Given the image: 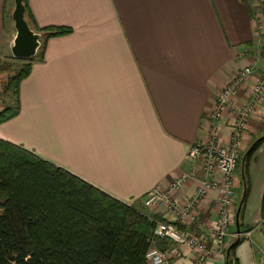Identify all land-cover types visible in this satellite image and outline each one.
Returning a JSON list of instances; mask_svg holds the SVG:
<instances>
[{
	"label": "crops",
	"instance_id": "obj_1",
	"mask_svg": "<svg viewBox=\"0 0 264 264\" xmlns=\"http://www.w3.org/2000/svg\"><path fill=\"white\" fill-rule=\"evenodd\" d=\"M13 2L0 0V64L13 57ZM263 2L260 10L250 0H27L41 47L33 58H17L31 67L20 82L18 113L0 123V139L143 207L151 218L198 231L212 245L221 191L203 199L199 225L173 217L166 206L147 208L143 197L189 172L188 147L207 139L209 115L236 72L253 66L236 106L264 76ZM57 29L68 32L46 38ZM259 107L240 143L230 234L224 252L207 264H264V143L244 162L264 135V97ZM235 115L230 110L220 121L225 140ZM198 184L190 179L172 192L174 199L184 202ZM239 228L251 237L228 253ZM181 251L173 264H192L195 254L186 246Z\"/></svg>",
	"mask_w": 264,
	"mask_h": 264
},
{
	"label": "trees",
	"instance_id": "obj_2",
	"mask_svg": "<svg viewBox=\"0 0 264 264\" xmlns=\"http://www.w3.org/2000/svg\"><path fill=\"white\" fill-rule=\"evenodd\" d=\"M30 17L26 6L31 25ZM65 32L51 30L46 38ZM30 67L27 63L6 82L8 89L16 88L17 108L0 111V123L18 113L20 82ZM263 143L264 135L244 162ZM0 198V264H148L156 221L144 209L2 139Z\"/></svg>",
	"mask_w": 264,
	"mask_h": 264
},
{
	"label": "built area",
	"instance_id": "obj_3",
	"mask_svg": "<svg viewBox=\"0 0 264 264\" xmlns=\"http://www.w3.org/2000/svg\"><path fill=\"white\" fill-rule=\"evenodd\" d=\"M253 74V66H245L239 69L222 89L218 102L209 115L210 129L207 139L191 143L188 147L187 159L192 163L189 172L178 176L164 189L151 188L143 197L145 207L166 206L173 217L199 225L201 217L198 211L203 199L212 191H221L220 217L217 224L211 228L213 244L210 245L206 236L198 231H187L173 221L154 218L156 223L152 246L147 253L148 263L173 264L172 260L181 255L182 246L188 247L195 254L192 264H207L210 258L224 252L226 237L236 212L234 174L241 158L242 135L264 97V76H262L250 85L247 101L242 105H235L238 95L252 79ZM230 110L236 115L230 123V135L225 140L221 137L219 124ZM217 172L220 173L221 179L215 177ZM190 179L199 183L195 193L184 202L175 200L172 192L182 189ZM251 234V230H246L235 235L236 238H250ZM158 239H168L172 245L161 249L157 245Z\"/></svg>",
	"mask_w": 264,
	"mask_h": 264
},
{
	"label": "water",
	"instance_id": "obj_4",
	"mask_svg": "<svg viewBox=\"0 0 264 264\" xmlns=\"http://www.w3.org/2000/svg\"><path fill=\"white\" fill-rule=\"evenodd\" d=\"M14 9L12 12V18L14 20L16 35L13 40L11 51L16 58H33L38 53L41 47V37L42 34L32 28L29 21L26 19V6L25 0H14ZM264 9V2H263ZM241 203V202H240ZM242 209V203L240 204L237 211V222L239 224L240 211ZM241 232L239 228V233ZM238 237L233 244H231L228 249V253L231 249L239 242Z\"/></svg>",
	"mask_w": 264,
	"mask_h": 264
},
{
	"label": "rangeland",
	"instance_id": "obj_5",
	"mask_svg": "<svg viewBox=\"0 0 264 264\" xmlns=\"http://www.w3.org/2000/svg\"><path fill=\"white\" fill-rule=\"evenodd\" d=\"M250 1L256 8L262 10V0H250ZM13 9H14V2H13ZM10 56L11 57H9V59H7V61H3L0 64V97H1L0 111H2L4 109H7L8 111L9 110L13 111V110H15V108H17L18 99H17V95H16V88L11 87L8 89L6 82H8V79L11 75L18 73V71H20V69L27 64V63H23L22 60L17 59L14 56L12 57V55H10ZM259 108H258V110H259ZM257 111H255L256 113L254 115H256L258 113ZM1 202H2V200L0 198V205H1ZM140 208H143V207H140ZM0 211H2L1 208H0ZM229 234H230V231H229ZM228 235H227V237H228Z\"/></svg>",
	"mask_w": 264,
	"mask_h": 264
}]
</instances>
